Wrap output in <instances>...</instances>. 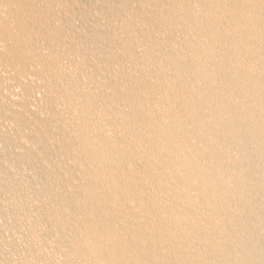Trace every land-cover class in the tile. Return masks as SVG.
<instances>
[{"label": "rangeland", "instance_id": "rangeland-1", "mask_svg": "<svg viewBox=\"0 0 264 264\" xmlns=\"http://www.w3.org/2000/svg\"><path fill=\"white\" fill-rule=\"evenodd\" d=\"M28 1L34 14L22 8L23 20L37 22L15 28L23 38L13 60L24 61L34 53L23 51L26 43H36L45 51L40 78L64 88L52 85L54 94L29 113L14 112L0 89V264H264V0H196L197 9L189 0ZM179 17L180 25L159 30ZM201 26L207 35L188 41L204 49L175 50L173 32ZM64 58L70 70L46 71ZM209 63L215 69L206 74ZM188 89L246 105L226 104L240 117L222 119L199 95L183 100ZM23 90L29 97L32 86ZM141 93L162 100L144 102ZM153 105L164 115L145 117ZM163 119L183 132L206 128V136L221 125L245 144L224 141L235 154L219 160L225 173L174 172L178 157L165 144L141 142L162 131ZM209 146L200 138L194 148L204 154ZM212 183L217 189L200 192ZM223 191L244 204L230 205Z\"/></svg>", "mask_w": 264, "mask_h": 264}, {"label": "bare ground", "instance_id": "bare-ground-1", "mask_svg": "<svg viewBox=\"0 0 264 264\" xmlns=\"http://www.w3.org/2000/svg\"><path fill=\"white\" fill-rule=\"evenodd\" d=\"M143 6L150 7L151 5L143 1ZM189 3L192 7V9L199 8L198 3L196 0H189ZM10 5L13 8H15V12H9L7 10V6ZM29 1L28 0H0V89H2L5 94V100L7 103L10 104V106L13 107L14 112H38V105L35 104L37 102H40L42 99H44L46 96H51L54 94V90L51 88L52 85L58 86L60 88H64L62 85V82L53 79L50 80L48 78H40L43 75V72L39 68V64L45 60L43 59L44 49L36 46V43L33 42H27L25 45V48L23 51L26 53L33 51V54L27 55L24 61H14V57L21 52V48L16 46V43H18L23 36L15 30L17 27L26 28L36 25L37 17H34L28 22H25L23 20V16L20 13L21 9L23 8L25 11H30V13L34 14L33 11L28 8ZM185 17H189L188 14L184 15ZM204 18H207V15L203 13L202 15ZM180 22H182V18H169L166 21L163 22L162 27L159 26V30L161 29H168L174 26L180 25ZM44 26L42 27V34ZM51 30V27H47L45 29V32H48ZM190 32L185 33L183 32H173L172 37L177 39L179 42V48L177 49H183L185 52H191L193 54H196L198 51H201L204 49L202 45L199 43H190L188 40L191 39V37H203L204 35H207L209 29L207 30V27L201 26L194 31L188 30ZM185 33V34H183ZM41 38L40 35L33 34V38ZM146 38V37H144ZM42 39V38H41ZM201 55V53H200ZM69 61L68 58H64L62 60H59L58 62L54 63H48L46 71L55 72L57 70H61V68L70 70L69 64L66 62V60ZM189 59L186 58V56H181L179 58V61L181 62H188ZM70 63V62H69ZM206 70V74L209 72H213L215 69V65H211L210 63L205 67L201 68L202 70ZM22 70V74L19 75L20 71ZM17 75V77H15ZM103 77H108L111 75L110 71L103 72L101 74ZM31 85L32 86V92L29 97L25 95V92L23 90V86ZM120 89L118 87H113L112 92L118 93ZM180 97L183 100H189L190 98L194 96H198L199 100L206 101V103H211V112H214V115L216 117H221L224 119V117H240L238 115L232 114L230 111L226 109V104L232 106V107H242L243 105H246L241 100L228 97L225 94H216L214 92H207V91H200L194 90V89H188L185 91L179 92ZM161 99L162 97L158 98L156 95L150 94L147 95V93H141L140 99L144 102L150 101V99ZM31 99L32 104L28 105L25 110H22L20 105L22 104L23 100ZM75 102V101H72ZM219 103H224L225 107L224 109L220 108L215 109V105ZM254 106V101L252 100L251 104ZM164 106V105H163ZM204 107V105H202ZM251 110V107L249 108ZM165 113L162 106L157 107L156 105L149 106L143 110V115L145 117L149 116H157L161 115L163 116ZM228 114V115H227ZM42 117H55L56 115L53 113H39ZM102 115V113H101ZM99 113L97 117L101 116ZM73 117H76L75 114H73ZM102 117V116H101ZM182 117H188L187 115H183ZM164 118V117H163ZM239 124V123H238ZM160 127L163 128L160 133H147L141 136V142L143 141H150V142H157L165 144L168 149L174 153V156L178 157V161H176L173 165L174 172H177L179 169L183 168L184 166L187 169H190L192 166H196L198 172L200 174L205 173L206 171H216L219 174L225 173L224 167L219 162L220 159H228L230 157H234L235 154H232L229 149H224V141L227 142L228 145H233L238 148H242L243 144L238 138H229L227 136V133H225L222 130L221 125H216L212 128V132H209V135H205L207 133V129L198 127L197 129L191 131V132H183L178 128V125L176 123H170V121L167 119H163L160 123ZM242 128V126L238 127ZM238 134H240L239 131H236ZM123 134L120 133L119 136H122ZM123 137V136H122ZM200 138H205L210 143V146L207 147L208 151L204 154L197 151L194 146L197 145L200 142ZM218 138V139H217ZM229 138V139H228ZM241 145V146H240ZM115 154V151H107V156H113ZM220 154L221 156H217ZM193 158H198L195 163H192ZM235 158V157H234ZM202 161V164H201ZM235 164V163H234ZM236 165V164H235ZM262 166V165H261ZM260 166V167H261ZM252 167V166H250ZM251 169V168H250ZM246 172V176L253 175L252 170ZM172 172V171H170ZM190 178V177H189ZM195 178V177H192ZM221 179V178H220ZM218 185L221 188H224L227 183L225 180L221 179L220 183L217 182ZM185 184L191 188L194 189V186H196V182L194 180H190L189 182H185ZM207 186L201 187L200 192L207 191L204 193L205 195L210 193L213 189L216 188V185L214 183L212 184H205ZM171 186L166 185L165 189H169ZM217 189V188H216ZM147 189L146 191H148ZM188 191L187 193H189ZM186 193V194H187ZM199 193V192H198ZM220 195L224 199H226L230 205H238V204H244V199L241 195L234 196L229 193H226L223 191L219 192ZM196 195L195 197H197ZM193 197V198H195ZM228 205V207L230 206ZM176 240V238H174Z\"/></svg>", "mask_w": 264, "mask_h": 264}]
</instances>
